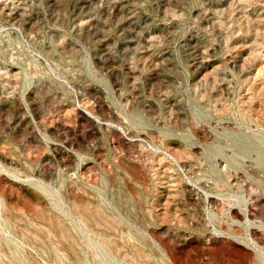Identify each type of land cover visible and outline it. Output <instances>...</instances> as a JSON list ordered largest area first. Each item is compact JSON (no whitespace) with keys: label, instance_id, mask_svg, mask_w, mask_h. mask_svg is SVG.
Instances as JSON below:
<instances>
[{"label":"rangeland","instance_id":"1","mask_svg":"<svg viewBox=\"0 0 264 264\" xmlns=\"http://www.w3.org/2000/svg\"><path fill=\"white\" fill-rule=\"evenodd\" d=\"M0 264H264V0H0Z\"/></svg>","mask_w":264,"mask_h":264}]
</instances>
